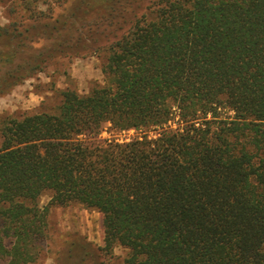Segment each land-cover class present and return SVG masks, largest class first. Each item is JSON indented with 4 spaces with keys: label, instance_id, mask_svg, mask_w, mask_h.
<instances>
[{
    "label": "trees",
    "instance_id": "16d2710c",
    "mask_svg": "<svg viewBox=\"0 0 264 264\" xmlns=\"http://www.w3.org/2000/svg\"><path fill=\"white\" fill-rule=\"evenodd\" d=\"M128 5L25 0L0 25V97L56 57L107 55L103 84L0 120V259L37 262L51 209L80 204L103 239L72 242V264L116 246L123 264H264V0Z\"/></svg>",
    "mask_w": 264,
    "mask_h": 264
},
{
    "label": "rangeland",
    "instance_id": "374dc122",
    "mask_svg": "<svg viewBox=\"0 0 264 264\" xmlns=\"http://www.w3.org/2000/svg\"><path fill=\"white\" fill-rule=\"evenodd\" d=\"M25 0H0V25H9L28 15ZM39 11L47 10L48 0H34ZM131 9L142 13L149 5V0H130ZM45 44V42H41ZM105 52L88 54L83 57L59 56L49 62L44 71L28 78L15 86L9 93L0 97V120L7 116L22 117L27 114L53 112L61 102V92L67 88L80 94H86L95 84L104 83L102 69L106 63ZM135 136L134 131L118 133L105 130L101 137H115L129 141ZM50 194L45 193L40 199V205L49 202ZM103 226L102 215L97 210L87 209L80 204H70L64 207H53L49 213V237L45 243L39 260L33 264H72L66 260L68 246L72 242L90 243L93 249L102 245ZM66 249V251H64ZM128 250L116 246L111 264H123ZM106 262H109L104 258ZM93 264H105L98 259ZM0 264L7 260L0 259ZM92 264V263H91Z\"/></svg>",
    "mask_w": 264,
    "mask_h": 264
}]
</instances>
